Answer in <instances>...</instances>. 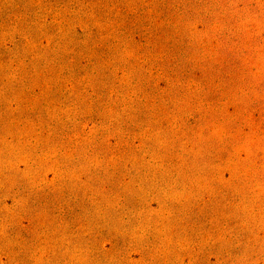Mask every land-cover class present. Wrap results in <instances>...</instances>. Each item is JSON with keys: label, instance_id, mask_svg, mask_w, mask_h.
Masks as SVG:
<instances>
[{"label": "rangeland", "instance_id": "1", "mask_svg": "<svg viewBox=\"0 0 264 264\" xmlns=\"http://www.w3.org/2000/svg\"><path fill=\"white\" fill-rule=\"evenodd\" d=\"M0 264H264V0H0Z\"/></svg>", "mask_w": 264, "mask_h": 264}]
</instances>
